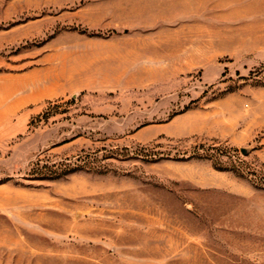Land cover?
Listing matches in <instances>:
<instances>
[{
    "label": "rangeland",
    "instance_id": "obj_1",
    "mask_svg": "<svg viewBox=\"0 0 264 264\" xmlns=\"http://www.w3.org/2000/svg\"><path fill=\"white\" fill-rule=\"evenodd\" d=\"M0 264H264V0H0Z\"/></svg>",
    "mask_w": 264,
    "mask_h": 264
},
{
    "label": "water",
    "instance_id": "obj_2",
    "mask_svg": "<svg viewBox=\"0 0 264 264\" xmlns=\"http://www.w3.org/2000/svg\"><path fill=\"white\" fill-rule=\"evenodd\" d=\"M240 151H241L242 154H246L247 153V151L245 149H241Z\"/></svg>",
    "mask_w": 264,
    "mask_h": 264
}]
</instances>
